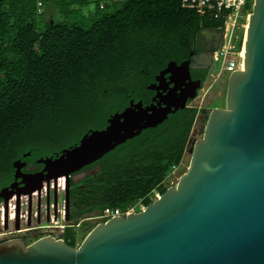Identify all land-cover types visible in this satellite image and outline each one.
<instances>
[{"label":"trees","instance_id":"16d2710c","mask_svg":"<svg viewBox=\"0 0 264 264\" xmlns=\"http://www.w3.org/2000/svg\"><path fill=\"white\" fill-rule=\"evenodd\" d=\"M36 2L0 0V186L12 180L13 162L54 158L130 100L147 104L153 77L187 59L200 31L220 25L181 0H40V13ZM207 115L187 104L83 168L100 166L70 181L80 219L146 207L152 192L163 194L172 168H183L197 118ZM76 218L62 234L70 247Z\"/></svg>","mask_w":264,"mask_h":264},{"label":"water","instance_id":"95a60500","mask_svg":"<svg viewBox=\"0 0 264 264\" xmlns=\"http://www.w3.org/2000/svg\"><path fill=\"white\" fill-rule=\"evenodd\" d=\"M246 23L242 68L227 76L224 107L211 109L201 137L188 141V165L174 186L143 210L94 226L76 247L53 237L28 245L4 242L0 264H264V0L253 1ZM189 63L169 62L156 77L168 75L174 86L165 96L174 103L130 100L102 130L88 131L54 158L39 159L38 173L22 174L24 164L13 162L21 186L17 207L20 196L29 202L42 186L48 192L52 186L56 202L57 179L63 177L68 222L72 175L196 97L201 84L190 79ZM9 197L3 198L5 208Z\"/></svg>","mask_w":264,"mask_h":264},{"label":"flooded vegetation","instance_id":"af4514ba","mask_svg":"<svg viewBox=\"0 0 264 264\" xmlns=\"http://www.w3.org/2000/svg\"><path fill=\"white\" fill-rule=\"evenodd\" d=\"M221 43V35L215 29H204L199 32L196 40L190 46V51L188 54V58L183 60H189V73L190 79L192 81H199L200 77H203L204 80L207 77V74L216 68V64L214 62V54L220 47ZM181 61V62H183ZM180 62V63H181ZM164 69V68H163ZM162 69V70H163ZM161 70V71H162ZM160 73V72H159ZM156 74L153 77V80L146 86L147 92L143 93L142 96L145 100H147V104L143 106H148L151 104L156 105L157 103L162 104L163 102L174 103L175 98H167L165 96L166 92L172 88L174 85H168L166 79L168 75H164V78H158L160 81H156ZM204 83V82H203ZM201 83V87L203 86ZM181 84V85H180ZM178 85V86H177ZM150 88V89H149ZM175 88L182 89V82H178L175 85ZM158 89V90H156ZM197 90V94L200 91ZM172 100V101H171ZM192 101H188L187 104H190ZM27 157V156H25ZM39 159L34 161H25V160H17L20 161L21 164V173L22 174H35L42 170V165L37 164L36 162ZM88 167V166H87ZM100 166H97L93 169H88L86 171L80 170L78 173L71 176L72 179L79 178L81 180L87 174L94 172L99 169ZM20 182V179H14V170L12 174V180L3 186H0V207L2 206L3 211L0 213V244L11 241V240H22L26 245L40 239L43 237H53L56 239H62V232L56 234L58 231L57 227H50L51 219L53 222H57L60 220V211L61 209L65 210L64 207V198L62 196L61 201H59V195H62L56 190V202L54 201L53 190L49 189L48 191H42L41 188L40 195L37 194L28 202V199L23 196H20L18 207L16 205V192L21 188L17 183ZM13 183H16L14 186H10ZM64 194V193H63ZM10 196L6 208L4 207V197ZM14 201V211L11 213L8 209V204L10 201ZM63 202V203H62ZM76 205L75 202L69 200L68 202V212H69V221L66 222L68 225L72 226V221L70 220V216L72 213L77 215V220H81L79 216V209H74ZM18 208V209H17ZM78 223V222H77ZM17 226V229H16ZM69 226V227H70ZM76 227H74V230ZM78 231L75 230V232Z\"/></svg>","mask_w":264,"mask_h":264},{"label":"built area","instance_id":"2783aa9c","mask_svg":"<svg viewBox=\"0 0 264 264\" xmlns=\"http://www.w3.org/2000/svg\"><path fill=\"white\" fill-rule=\"evenodd\" d=\"M37 13L42 11V5L40 0H36ZM254 0H181V6L186 9L194 10L199 16H209L220 21V25L217 27L218 32L221 34V45L214 54V62L218 65L219 71L221 73L224 71L227 76L234 72L235 70H241L242 68V56H241V46L237 48L235 46V30L239 28V20L245 19L247 21L250 12L245 11V6H252ZM243 41V40H242ZM180 168L173 167L169 176L167 177L166 183L168 187L174 186L177 181V176ZM52 189V186H50ZM58 193H64V186H56ZM42 191H45L43 187ZM35 196L36 193H33ZM160 195L156 192L150 194V200L154 201ZM23 198H25L23 196ZM14 201L11 200L8 204V209L12 213L14 211L15 205ZM63 203V202H62ZM144 209L139 202L134 204L132 207L126 209L122 212L117 209H104L102 212L95 214L90 218L82 219L92 221L95 226L98 224H103L113 217H121L130 213H135ZM3 211L2 206L0 207V213ZM50 227H57L60 232L63 231L65 227H69L64 220V210L60 211V220L56 223L50 220ZM80 222H78L74 227H78Z\"/></svg>","mask_w":264,"mask_h":264},{"label":"rangeland","instance_id":"374dc122","mask_svg":"<svg viewBox=\"0 0 264 264\" xmlns=\"http://www.w3.org/2000/svg\"><path fill=\"white\" fill-rule=\"evenodd\" d=\"M251 7L249 12H251ZM245 25H246L245 19L239 20V28L235 30V46L237 48H239L242 45ZM218 71L219 68L218 65H216V68L207 74V77L204 80L202 88L200 89L196 97L192 100V102L189 104V106L195 107L197 109H203L205 110L206 114H208L210 110L213 108L224 107V97H225V91L227 85V74L224 71H222L221 73H218ZM205 122L206 121L203 116L197 118L190 135V140H197L201 137ZM188 161H189V154L186 153V156L184 158L183 168L180 169L177 179L180 176V174H182L186 170ZM61 199H62V195H59V201H61ZM94 215L95 214L89 217H83L82 219L90 218ZM82 219L77 221L80 222V224L75 229V230L78 229V231H76L77 234L76 246L79 245V243L86 236V234L95 226V224L92 221L89 220L83 221ZM59 232L60 230L58 229L56 234H59Z\"/></svg>","mask_w":264,"mask_h":264},{"label":"bare ground","instance_id":"6f19581e","mask_svg":"<svg viewBox=\"0 0 264 264\" xmlns=\"http://www.w3.org/2000/svg\"><path fill=\"white\" fill-rule=\"evenodd\" d=\"M246 26H247V23L245 25V28L246 29ZM245 31V30H244ZM241 56H243V47L241 46ZM181 85V84H180ZM178 86V85H177ZM180 89V88H179ZM172 101V100H171ZM57 186H64V178L63 177H60L57 179Z\"/></svg>","mask_w":264,"mask_h":264}]
</instances>
